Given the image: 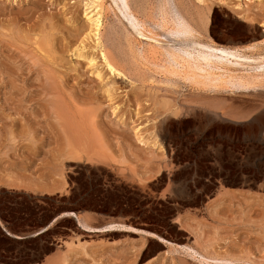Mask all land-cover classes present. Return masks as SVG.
I'll return each mask as SVG.
<instances>
[{
	"label": "rangeland",
	"instance_id": "rangeland-1",
	"mask_svg": "<svg viewBox=\"0 0 264 264\" xmlns=\"http://www.w3.org/2000/svg\"><path fill=\"white\" fill-rule=\"evenodd\" d=\"M87 1L0 0V221L10 233H31L84 200L82 224L141 232L87 231L72 217L27 240L0 228V264H264V82L209 90L159 72L152 63L166 59L148 60L140 48H182L160 27L162 0H128L131 12L106 0L102 49L127 75L109 71L101 47L86 42L93 68L79 34ZM200 1L174 0L200 31L197 48L239 51V66L224 64L234 75L264 65V0H244L243 9L236 0ZM52 18L60 30L49 61L25 35Z\"/></svg>",
	"mask_w": 264,
	"mask_h": 264
},
{
	"label": "bare ground",
	"instance_id": "bare-ground-1",
	"mask_svg": "<svg viewBox=\"0 0 264 264\" xmlns=\"http://www.w3.org/2000/svg\"><path fill=\"white\" fill-rule=\"evenodd\" d=\"M62 1V0H61ZM117 1H120L125 7L126 10H128L129 12H131V8L129 7L128 4V0H113V2L115 3V5H117ZM161 1V0H160ZM248 2H255V1H259L261 2L262 0H247ZM205 3V0L200 1V3ZM210 2V1H209ZM160 6V18L162 17L161 20V26L163 28V30L165 31L163 34L165 35L168 34V36L172 35L175 36L180 42L181 45V49H168V48H163V47H159V45H143V47H150V49L146 48L147 50H141L140 48V52L139 55L143 56H153L155 57V59L159 56L164 57L165 63L163 65H159V64H154V66L157 67V69L159 70V72L162 71V73L168 76H172L174 78H180L183 79L188 82H191V84H196V85H200L203 86L204 88H209L210 89H216V88H229L231 87L234 90H247V89H252L257 87L259 84H261L262 82H264V65L261 67H259L258 70L256 71H252V72H246L243 73L242 75H234L233 71L229 70L228 68H226L224 66L225 63H228L229 65L231 64V66H239V64L236 62H234V58L236 57V54L239 52L235 53H230L228 57H222L219 56L217 54H213V52H209V51H205V50H201V48L199 47V49L197 48V43L194 41L197 34L200 32L198 31V29L184 16V14H182V12L179 10V8H177L174 0H162ZM33 6H37L38 3H32ZM108 6V4H107ZM236 6L237 9H243L246 5L244 0H236ZM235 6V8H236ZM159 7V6H158ZM109 8V7H108ZM210 8V7H209ZM22 9V8H21ZM239 9V10H240ZM36 10V9H35ZM206 10V9H205ZM37 11V10H36ZM35 11V12H36ZM41 11V10H40ZM134 11V10H133ZM159 11V8H158ZM209 11V10H208ZM26 12V11H25ZM29 12V11H28ZM34 12V13H35ZM108 12H110V9L108 10ZM211 12V11H210ZM242 12V10H241ZM107 10H106V0H88L87 4H86V10L84 12L85 14V18L87 19L86 23L87 25L82 29L79 30V34L82 38V45L83 48L81 47L82 55L85 60H88L90 65L93 68H99V64H98V58H96L93 55H87L85 53L87 47L86 42L91 43L94 42L95 43V48H99L101 47V49L103 48V43H102V38L104 36V31L105 26L106 25V19L109 15V13L106 15ZM205 13V12H204ZM203 13V14H204ZM158 14V13H157ZM208 14V13H207ZM30 15V14H29ZM38 15V14H37ZM206 15V13H205ZM28 16V15H27ZM133 17L135 15H132ZM23 17V16H22ZM52 17V16H51ZM209 17V16H208ZM13 18V17H12ZM11 18V19H12ZM36 18V17H35ZM47 18V17H45ZM205 18V17H204ZM207 18V17H206ZM41 19V18H40ZM21 20V18H20ZM19 20V21H20ZM35 20V19H34ZM39 20V19H38ZM17 21V20H16ZM18 21V22H19ZM30 21V20H29ZM45 21V20H44ZM48 21V20H47ZM52 20L49 22L50 25L44 26L39 29H33V30H29V33L27 32V34L25 36H30L32 35V37H36L33 40L36 41V39L38 38L36 44L39 47V50H41L43 53L46 52L49 58H52V56L50 57V55H53L54 53H56V46H57V41H56V34H54V32H56V30H60L59 28V24L57 22H52ZM65 21V20H64ZM154 21V20H153ZM2 22V21H1ZM13 22V21H12ZM23 22V21H22ZM72 22V21H71ZM206 19H203V25L205 26L204 28H206ZM41 23V22H40ZM47 23V22H46ZM156 23V22H155ZM160 23V22H159ZM28 24V23H27ZM35 24V23H33ZM135 24L137 25V27H140L143 30H147V27L145 25V23L141 22L139 19L135 18ZM197 24V23H196ZM14 25V23H13ZM17 25V23H16ZM29 25V24H28ZM38 25V24H37ZM36 25V26H37ZM6 26V25H5ZM12 27V24L9 25ZM35 26V28H36ZM41 26V25H40ZM14 27L16 28V26L14 25ZM34 27V25H33ZM203 27V26H202ZM208 27V26H207ZM4 28V25H3ZM6 28H8L6 26ZM21 29V28H20ZM158 29V28H157ZM9 29H7L8 31ZM14 30V29H13ZM23 31V29H21ZM159 30V29H158ZM161 30V29H160ZM28 31V30H27ZM156 31V30H155ZM30 32H34V33H30ZM145 32V31H144ZM150 32V31H149ZM163 32V31H162ZM8 33V32H7ZM16 33V32H15ZM21 33V32H19ZM130 33V32H129ZM152 33V32H151ZM157 33V32H156ZM18 34V33H17ZM155 34V33H154ZM158 34V33H157ZM201 34V33H200ZM199 34V36H200ZM11 35V34H10ZM22 35V34H21ZM162 35V34H161ZM4 36V35H3ZM8 36V35H7ZM13 36V35H12ZM167 36V35H166ZM7 38V37H6ZM21 38V37H20ZM131 38V37H130ZM175 38V39H176ZM10 39V38H8ZM26 39V38H25ZM30 39V38H29ZM170 39V38H169ZM197 39V38H196ZM11 40V39H10ZM127 42L129 43V47H128L131 52L129 53H135V51L133 50V46L134 43H132L133 41L130 39H127ZM151 40V39H150ZM13 41V40H12ZM132 41V42H131ZM143 41V40H142ZM139 40V43L142 45L143 42ZM152 41V40H151ZM17 42V40L15 41ZM14 42V43H15ZM19 42V41H18ZM24 43V42H23ZM93 43V44H94ZM6 44V43H5ZM8 44V43H7ZM133 44V46H132ZM136 44V43H135ZM17 45V44H16ZM15 45V46H16ZM10 46V44H9ZM61 46V45H60ZM91 46V45H90ZM200 46V45H199ZM18 47V46H17ZM37 47V48H38ZM106 48V46H104ZM135 47V46H134ZM137 47V44H136ZM91 48V47H88ZM102 49L101 51V58L104 60L105 66L109 69V71H111L114 74H118V76H126L127 74L126 71H124V69L122 70V66L120 67V63H118L116 61V59H114V57L111 56L110 52H107L106 49ZM127 48V50H128ZM139 48V47H138ZM253 48V47H252ZM100 49V48H99ZM145 49V48H144ZM204 49V48H203ZM16 51V50H15ZM19 52V50H17ZM212 51V50H211ZM228 51V50H227ZM234 52V51H231ZM100 53V52H99ZM217 53V52H215ZM17 54V53H16ZM24 54V53H23ZM136 54V53H135ZM55 55V54H54ZM132 54H129V56H131ZM228 55V54H227ZM11 56V55H10ZM58 56V55H57ZM56 56V57H57ZM241 56V55H240ZM133 57V55L131 56V58ZM145 57V58H146ZM150 57V58H151ZM242 57V56H241ZM246 57V56H245ZM11 58V57H10ZM9 58V59H10ZM15 58V57H14ZM37 58V57H36ZM47 58V56H46ZM135 58V57H133ZM137 58V57H136ZM144 58V59H145ZM149 58V59H150ZM233 58V59H232ZM57 59V58H56ZM62 59V58H61ZM141 59V57H140ZM148 59V57H147ZM148 59V60H149ZM241 59V58H240ZM142 60V59H141ZM146 60V59H145ZM162 60V59H161ZM238 60V59H237ZM19 61V60H18ZM50 61V60H49ZM51 61L53 62V60L51 59ZM156 61V60H155ZM12 62V61H11ZM148 62V61H147ZM150 62V61H149ZM148 62V63H149ZM157 62V61H156ZM164 62V61H163ZM10 63V62H8ZM51 63V62H50ZM264 63V62H263ZM119 64V65H118ZM137 64V63H136ZM150 65V64H149ZM1 66V65H0ZM6 66V64H5ZM3 66V67H5ZM9 66V64H8ZM65 66V65H64ZM151 66V65H150ZM11 67V65H10ZM104 67V68H106ZM15 68V66H14ZM7 69V68H6ZM10 69V68H9ZM8 69V70H9ZM100 69V68H99ZM102 69V68H101ZM153 69V68H152ZM57 70V69H56ZM157 70V71H158ZM53 71V70H52ZM60 71V70H59ZM149 71V70H148ZM13 72V69H12ZM22 72V71H21ZM154 72V71H152ZM52 73V72H51ZM93 73V72H92ZM97 76L100 79H104L102 72L97 70L96 71ZM152 74V73H151ZM96 75V74H95ZM96 76V77H97ZM53 77V76H52ZM61 77V75L59 76ZM97 77V78H98ZM128 77V76H127ZM170 79V78H169ZM66 80V79H65ZM56 83V82H55ZM63 83V82H62ZM12 84V83H11ZM14 86V84H13ZM54 86V85H53ZM51 87V86H49ZM62 87V86H61ZM202 87V88H203ZM54 88V87H53ZM57 88V87H56ZM12 89V87H11ZM63 89V88H62ZM110 89V88H109ZM114 89V88H113ZM51 90V89H50ZM57 90V89H56ZM55 90V92H56ZM107 90V89H106ZM65 91V90H64ZM114 92V90H112ZM53 93V91H51ZM54 92V93H55ZM66 92V91H65ZM112 92V93H113ZM64 93V92H63ZM112 93L110 90L107 91V94L109 95L110 98L114 97L112 96ZM62 95V94H61ZM118 95V94H117ZM66 97V96H65ZM55 98V97H54ZM58 98V97H57ZM67 98V97H66ZM116 98V97H115ZM114 98V99H115ZM59 99V98H58ZM73 99V98H72ZM62 100V99H61ZM112 100V99H110ZM60 103V101H59ZM67 104V103H66ZM61 105V104H60ZM80 106V105H79ZM116 107L113 108V114H117L118 113V109H119V105H115ZM62 107V106H61ZM71 107V106H70ZM98 107V106H97ZM113 107V104H112ZM65 108V106H64ZM70 109V108H69ZM93 110V109H92ZM95 115V114H94ZM118 115V114H117ZM96 117V116H95ZM94 117V118H95ZM120 117V116H119ZM124 116L120 117V121H124ZM76 119V118H75ZM99 123V122H98ZM136 128V127H135ZM135 137L137 139L138 142H140L142 145L147 146L149 144V140L147 139V135L145 136V132L143 131L142 126H138L135 129ZM154 143V142H153ZM156 147V146H155ZM85 153V151H84ZM66 217H72L73 215L70 213H65ZM79 219V220H78ZM77 220L79 221L78 224L82 226V228H84L87 231H93V230H97V231H106V232H120L123 230H128V231H139L135 228H131V227H127L121 224H113L110 226H107L105 228L102 229H93L91 227H88L87 225H84L81 223L80 218L77 216ZM141 232V231H139ZM149 235L152 236H156L155 234L149 233ZM84 247V246H83ZM85 248V247H84ZM74 249V248H73ZM83 249V248H82ZM84 251V250H83Z\"/></svg>",
	"mask_w": 264,
	"mask_h": 264
},
{
	"label": "water",
	"instance_id": "water-1",
	"mask_svg": "<svg viewBox=\"0 0 264 264\" xmlns=\"http://www.w3.org/2000/svg\"><path fill=\"white\" fill-rule=\"evenodd\" d=\"M65 213H70L72 214V218L76 221L77 225L79 227H81L79 224H78V220H77V216L82 213V210H76V209H69L68 211H65L63 213H59V214H56L55 216H53L44 226L42 227H38L36 230H34L33 232L31 233H21V235L19 234H13V233H10L8 232L3 226H2V223L0 221V228L2 229V231L7 234V236L13 238V239H16V240H27L29 238H36V237H39V236H42L44 235L45 233H47L50 228L57 222L59 221L60 219L62 218H65L66 216Z\"/></svg>",
	"mask_w": 264,
	"mask_h": 264
},
{
	"label": "trees",
	"instance_id": "trees-1",
	"mask_svg": "<svg viewBox=\"0 0 264 264\" xmlns=\"http://www.w3.org/2000/svg\"><path fill=\"white\" fill-rule=\"evenodd\" d=\"M84 200H80V201H77L76 203H73L72 204V209H76V210H80V209H82L83 207H86L85 205L86 204H83L84 202H83ZM4 221H6L5 220V218L3 217V216H0ZM6 262H7V264H13V263H15V262H13V260H6ZM18 264H21V263H18Z\"/></svg>",
	"mask_w": 264,
	"mask_h": 264
}]
</instances>
